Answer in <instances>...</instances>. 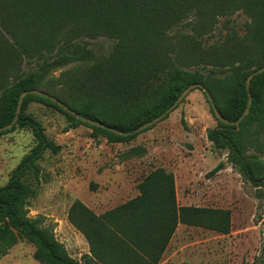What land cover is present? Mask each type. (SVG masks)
<instances>
[{
    "label": "trees",
    "instance_id": "obj_1",
    "mask_svg": "<svg viewBox=\"0 0 264 264\" xmlns=\"http://www.w3.org/2000/svg\"><path fill=\"white\" fill-rule=\"evenodd\" d=\"M239 14L246 16L243 23L234 17ZM100 37L114 44L98 56L90 45ZM263 65L264 0H0V126L14 120L23 91L42 89L84 116L132 131L165 112L194 83H203L221 113L235 121L248 106L246 79ZM194 89L205 94L217 120L206 131L213 148L227 151L244 180L264 189V71L251 80L253 102L238 125L218 119L203 88ZM32 99L67 114L70 128L85 124L111 143L132 141L170 115L121 135L77 118L46 96L27 94L19 119L0 131L29 127L35 137L0 185V259L27 240L41 264H160L180 223L231 232L230 209L180 205L175 174L159 166L139 181L138 195L103 213L81 199L72 203L68 219L90 246L82 260L72 257L44 218L30 215L42 182L40 162L48 151L61 150L42 122L25 113ZM182 123L187 128L184 116ZM129 152L141 153L138 147ZM225 166L219 162L210 174ZM252 264H264V253Z\"/></svg>",
    "mask_w": 264,
    "mask_h": 264
},
{
    "label": "rangeland",
    "instance_id": "obj_2",
    "mask_svg": "<svg viewBox=\"0 0 264 264\" xmlns=\"http://www.w3.org/2000/svg\"><path fill=\"white\" fill-rule=\"evenodd\" d=\"M234 17L238 23L246 20L242 14ZM113 44L112 39L100 37L91 40L90 47L99 56L108 54ZM25 113L40 120L47 135L61 145L59 153L48 151L40 162L42 182L30 201V215H41L72 257L82 260L90 252L87 239L68 219L72 203L81 199L96 213H103L133 198L140 179L158 166L175 173L180 204L232 211L229 234L182 225L160 264H252L264 253V189L245 181L229 163L227 151H216L207 139V129L217 120L200 89L192 90L170 113L181 117V125L184 116V129L191 137L184 141L173 140L165 132L142 140L143 132L130 143H111L94 136L85 124L70 128L67 114L39 99H32ZM34 145L29 127L0 134V185L8 182L11 171ZM132 146L139 152L146 149L144 157L131 156ZM221 161L226 166L210 174ZM34 252L33 244L21 240L0 264H41Z\"/></svg>",
    "mask_w": 264,
    "mask_h": 264
},
{
    "label": "water",
    "instance_id": "obj_3",
    "mask_svg": "<svg viewBox=\"0 0 264 264\" xmlns=\"http://www.w3.org/2000/svg\"><path fill=\"white\" fill-rule=\"evenodd\" d=\"M264 71V65L259 67V68H256L254 69L247 77L246 79V86H247V89H248V92H249V102H248V106L246 107L244 113L241 115V117L235 121H231L229 119H227L222 113L221 111L218 109L217 105H216V102L212 96V94L210 93V91L204 86L203 83H194V84H191L190 86H188L181 94L180 96L176 99V101L165 111L163 112L162 114L158 115L157 117L149 120V121H146L145 123H143L142 125H140L138 128L132 130V131H123V130H120V129H117L111 125H108L102 121H99V120H95V119H92V118H89L87 116H84L82 114H80L79 112H77L76 110L70 108L67 104H65L62 100H60L59 98H57L56 96L50 94L49 92L45 91V90H42V89H30V90H25L21 93L20 95V100H19V104H18V107H17V111H16V116L14 118V120L7 124V125H4V126H0V131H4V130H8V129H11L13 127V125L16 123V121L19 119V115H20V112H21V109H22V104H23V100H24V97L29 94V93H34V94H39V95H42V96H46L50 99H52L53 101H55L56 103H58L60 106H62L65 110H67L69 113H71L72 115L76 116L77 118L87 122V123H90L92 125H95V126H98V127H101V128H105V129H108L110 131H113L115 133H118V134H121V135H129V134H133V133H138L146 128H149L151 126H153L154 124L158 123L159 121H161L164 117H166L169 113H171L173 110L176 109V107H178V105L182 102V100L196 87H201L203 88V90L205 91L210 103H211V106L214 110V113L216 115V117L218 119H220L221 121L227 123V124H240V122L244 119V117L246 115H248L249 111H250V107L252 105V102H253V95H252V92H251V80L252 78L263 72Z\"/></svg>",
    "mask_w": 264,
    "mask_h": 264
},
{
    "label": "crops",
    "instance_id": "obj_4",
    "mask_svg": "<svg viewBox=\"0 0 264 264\" xmlns=\"http://www.w3.org/2000/svg\"><path fill=\"white\" fill-rule=\"evenodd\" d=\"M180 119L181 117H178L177 115L175 116H169L168 118H166L165 120L161 121L160 123H158L154 128L148 130L147 132H144L145 135H144V138L142 137V140H150L152 136H155V135H160V134H163L165 132V134L169 133L171 135V139L173 140H178V141H184L185 139H190L191 137L190 136V132L185 130L184 128L185 127H182L184 125H181L180 124ZM183 124V123H182ZM175 128V130H174ZM175 131V132H174ZM138 138V137H137ZM134 139L132 141H135L137 140ZM132 141H129V142H126L125 144L127 143H130ZM210 142V141H209ZM133 147H137V146H132L131 148ZM130 148V149H131ZM130 151V150H129ZM146 152V149H144L143 151H141V153H137V154H131V156H134V157H144V153ZM159 167V166H158ZM164 167V166H163ZM156 168V167H155ZM166 168V167H165ZM154 169V168H153ZM167 169V168H166ZM168 170V169H167ZM151 171V170H150ZM169 171V170H168ZM172 172V171H171ZM148 173V172H147ZM174 173V172H173ZM175 174V173H174ZM176 178V176H175ZM142 179V178H141ZM140 179V180H141ZM176 186H177V181H176ZM138 188V187H137ZM139 194V190L137 192L136 195ZM135 195V196H136ZM177 196H178V189H177ZM178 201L180 203V200H179V197H178ZM180 205H191V203H188V202H184L183 204H180ZM182 225H185V226H189L187 224H184V223H180L178 225V228H177V231L175 232L174 236L172 237L170 243H173L174 239H175V236L178 232V230L181 228ZM170 245V244H169ZM16 246V245H15ZM15 246L13 248H15ZM169 247V246H168ZM13 248L11 250H13ZM168 249V248H167ZM167 251V250H166ZM11 252V251H10ZM89 253V251H88ZM8 255V254H7ZM6 255V256H7ZM5 257V256H4Z\"/></svg>",
    "mask_w": 264,
    "mask_h": 264
}]
</instances>
